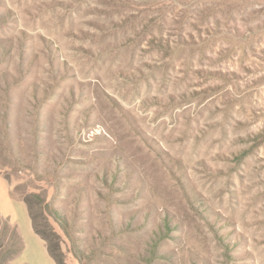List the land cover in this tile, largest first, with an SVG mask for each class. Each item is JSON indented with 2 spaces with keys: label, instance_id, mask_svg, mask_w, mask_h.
Returning <instances> with one entry per match:
<instances>
[{
  "label": "rangeland",
  "instance_id": "1",
  "mask_svg": "<svg viewBox=\"0 0 264 264\" xmlns=\"http://www.w3.org/2000/svg\"><path fill=\"white\" fill-rule=\"evenodd\" d=\"M0 264H264V0H0Z\"/></svg>",
  "mask_w": 264,
  "mask_h": 264
}]
</instances>
